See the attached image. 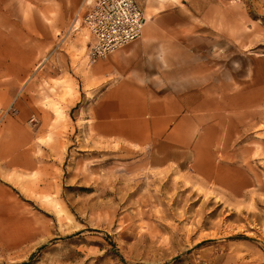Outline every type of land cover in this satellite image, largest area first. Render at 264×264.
I'll return each instance as SVG.
<instances>
[{"label":"rangeland","instance_id":"rangeland-1","mask_svg":"<svg viewBox=\"0 0 264 264\" xmlns=\"http://www.w3.org/2000/svg\"><path fill=\"white\" fill-rule=\"evenodd\" d=\"M4 1L0 264H264V0L166 1L154 138L89 120L87 28L16 40Z\"/></svg>","mask_w":264,"mask_h":264},{"label":"crops","instance_id":"crops-1","mask_svg":"<svg viewBox=\"0 0 264 264\" xmlns=\"http://www.w3.org/2000/svg\"><path fill=\"white\" fill-rule=\"evenodd\" d=\"M96 0H5L6 9L13 11L14 25L22 26L17 32L16 40H26L30 35L28 27L42 24L46 32H52V27L60 29L57 40L67 41L70 37L79 38L80 29L85 27L83 18ZM167 0H136L142 7L145 25L139 39L117 49L104 60H97L90 68L92 79L99 82L103 90L92 105L91 121L97 123L105 136L113 134L133 137L129 125L141 123L146 137L159 135L151 123L159 120V115H166V94L160 90L166 89L164 78L165 59L171 55V50L164 48L167 41L165 35L169 27L176 22L169 15L158 16L165 11ZM157 15V16H156ZM7 16V15H6ZM0 17V25L8 22V16ZM76 21L75 30L71 29ZM64 27V29H62ZM86 28V27H85ZM60 35V37H59ZM14 39L13 35L9 36ZM93 44V36L89 33L86 53ZM160 69L162 72H160ZM165 84V85H164ZM161 109V112H160ZM163 118V121L168 120ZM15 159L12 157L10 162Z\"/></svg>","mask_w":264,"mask_h":264},{"label":"built area","instance_id":"built-area-1","mask_svg":"<svg viewBox=\"0 0 264 264\" xmlns=\"http://www.w3.org/2000/svg\"><path fill=\"white\" fill-rule=\"evenodd\" d=\"M93 44L90 61L106 58L117 49L139 39L145 24L136 0H96L83 18ZM74 20L71 29L75 30Z\"/></svg>","mask_w":264,"mask_h":264},{"label":"bare ground","instance_id":"bare-ground-1","mask_svg":"<svg viewBox=\"0 0 264 264\" xmlns=\"http://www.w3.org/2000/svg\"><path fill=\"white\" fill-rule=\"evenodd\" d=\"M146 23V22H145ZM145 25V24H144Z\"/></svg>","mask_w":264,"mask_h":264}]
</instances>
